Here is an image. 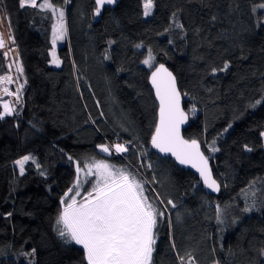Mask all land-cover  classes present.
I'll list each match as a JSON object with an SVG mask.
<instances>
[{
  "label": "trees",
  "instance_id": "trees-1",
  "mask_svg": "<svg viewBox=\"0 0 264 264\" xmlns=\"http://www.w3.org/2000/svg\"><path fill=\"white\" fill-rule=\"evenodd\" d=\"M15 1L0 0V9L16 44L27 31L39 39L36 74L48 81L49 99L44 106L27 77L17 111L0 120V264H85L83 249L58 236L56 220L75 184L77 164L92 159L137 171L148 196L166 209L154 230L153 264H180L178 256L187 261L189 253L194 264H217L206 240L185 247L179 242L198 223L213 225L226 264H264V102L255 104L264 97V0H154L147 17L143 0H117L99 16L95 0H50L65 12L59 67L51 55L56 18L39 7L14 10ZM3 53L0 76L10 71ZM149 54L151 67L143 63ZM226 62L229 68L219 71ZM161 63L177 75L191 115L185 135L202 142L222 184L220 195L151 147L159 104L150 76ZM48 129L60 144L41 143ZM20 142L34 157L23 174L15 163ZM116 143L128 151L113 148L108 155L98 148ZM94 180L84 182L81 174L78 201ZM37 199L45 229L30 235L28 228L38 222L31 208Z\"/></svg>",
  "mask_w": 264,
  "mask_h": 264
},
{
  "label": "snow or ice",
  "instance_id": "snow-or-ice-1",
  "mask_svg": "<svg viewBox=\"0 0 264 264\" xmlns=\"http://www.w3.org/2000/svg\"><path fill=\"white\" fill-rule=\"evenodd\" d=\"M115 3L116 0H95L94 14L99 16L105 5ZM19 5L21 8L39 7L40 10L50 11L51 15L56 18V23L52 28L53 51L51 55L52 63L59 67L61 62L56 56L55 48L57 41L63 40L66 35L64 10L54 6L50 0H42L39 4L38 0H19ZM153 7L154 0H143V15L150 16ZM259 8L264 9V4H260ZM253 11H256V8ZM8 41L15 43L10 30L0 34V50L7 49L3 53L5 57L9 51H12L8 46ZM152 59L153 57L149 54L148 59H145L143 63L151 67ZM16 67L17 71L22 74V66L17 64ZM228 68L229 64L226 62L219 71H226ZM216 71L217 69H212L213 74ZM12 80L13 77L10 75L0 77V83H9ZM151 83L159 100V119L151 136L152 147L161 153H170L181 165H190L196 169L204 185L213 192H219L220 185L212 176L209 157L201 151L200 142L197 139H184L181 135V125L186 122L187 116L181 108V93L177 89L176 78L161 64L152 72ZM22 87L23 85L15 93L3 88V93L9 96L15 95L18 103ZM262 102H264V97L257 100L255 104ZM2 107L0 120L17 111L15 107L10 106V103H4ZM193 111H195L194 108ZM260 135L264 137V132ZM214 143L215 141L213 145ZM244 147L246 151H252L251 147L247 145ZM98 148L100 152L108 155H112L113 148L116 153L128 151L127 146L120 143L111 147L101 144ZM211 151L216 152L219 149L212 147ZM32 159L31 156L26 155L15 162L21 174L24 173V165ZM69 159L71 160L72 157L70 156ZM33 162L35 163L34 160ZM81 174L84 176V182H88L90 177H95V180L91 191H88L83 199L78 201L76 197L80 196ZM145 183L138 179L136 174L126 169L115 168L104 160L92 159L83 167L78 163L75 184L61 200L64 207L56 220L58 236L63 243H74L83 249L85 264H153V253L157 242L154 230L157 228L158 218L164 217L166 209H159L153 198L146 195ZM167 203L173 208L176 207L172 200H168ZM243 210L250 212L252 208L245 207ZM220 211L217 207V221L222 223ZM172 248L175 249V244ZM29 255L34 256L35 249ZM187 255L189 256L187 261L184 256H178L180 264H194L190 258L191 254ZM30 264H32L31 261Z\"/></svg>",
  "mask_w": 264,
  "mask_h": 264
},
{
  "label": "rangeland",
  "instance_id": "rangeland-1",
  "mask_svg": "<svg viewBox=\"0 0 264 264\" xmlns=\"http://www.w3.org/2000/svg\"><path fill=\"white\" fill-rule=\"evenodd\" d=\"M12 9L14 10L20 9L19 0L15 1L14 5L12 6ZM64 24L66 28V35H65L66 37L67 27H66L65 18H64ZM9 30L12 33L11 27L9 29V22L7 20V16L0 9V34L7 33ZM65 37L63 40H58L56 43L55 52L59 60H60L59 54H58L59 46L64 42ZM38 42H39V39L36 38L29 31L25 32L23 37L20 39V45L16 44V42L13 44L11 41H8V46L10 49H12V51L8 52V59L10 62V71L8 73L1 75L0 77L10 75L13 77V80L12 82H9V83H0V105L1 107L4 103H10V106L18 109L19 103L22 97L21 96L22 89H20V101L17 103L16 96L15 95L9 96V95L4 94L3 88H7L9 92L15 93L21 85L23 86L25 85L27 77H30L31 83H33V85L35 86L39 99L42 101V104L44 106L47 104L48 99H49V83L45 78H39L36 74V71L39 67V61H38V58L35 52V45ZM6 50L7 49H4L2 51L4 52ZM17 64L22 66L23 68L22 74L17 71V67H16ZM25 69H27V71ZM41 141L46 145L61 143L60 136L56 132L50 129L46 131ZM26 155H29L32 158H34L32 154L26 153L23 144L20 142L16 158L17 160H19V159H22ZM106 162L109 163L108 161ZM132 173L136 174L138 179L144 181L137 171H134ZM146 185L147 184L145 183V187L147 189ZM146 195H148L147 191H146ZM31 208L36 213L38 222L31 225L28 228V233L30 235L32 233L35 234L37 232H41L45 229V224L43 221L44 208L42 205V199H37L36 201H34L31 205ZM203 239L206 240L209 243V245L212 247V249L215 251V254L217 255V258H218V264H226L221 257L219 245H218V241H217V237H216V233H215V229L213 225L198 223L194 225L193 227H191L186 233L181 235L179 237V242L183 247L187 245L194 246L195 244L200 243V241Z\"/></svg>",
  "mask_w": 264,
  "mask_h": 264
},
{
  "label": "water",
  "instance_id": "water-1",
  "mask_svg": "<svg viewBox=\"0 0 264 264\" xmlns=\"http://www.w3.org/2000/svg\"><path fill=\"white\" fill-rule=\"evenodd\" d=\"M161 64H163L172 74H173V76L176 78V86H177V89L179 90V92L181 93V108L183 109V111L186 113V116H187V120H186V122L184 123V124H182L181 125V135L183 136V138L184 139H189V138H187L186 137V135H185V131L188 129V127L190 126V123H191V115L189 114V112L186 110V108H185V95H184V93L182 92V90H181V88H180V85H179V81H178V78H177V75H176V73L170 68V66L168 65V64H166V63H161ZM161 64H159V65H161ZM159 65L157 66V67H159ZM156 67V68H157ZM155 68V69H156ZM154 69V70H155ZM153 70V71H154ZM152 71V72H153ZM152 72H151V74H152ZM150 84H151V87H152V89L154 90V93H155V96H156V92H155V88L152 86V83H151V76H150ZM156 99H157V97H156ZM157 102H158V104H159V100L157 99ZM158 119H159V115H158ZM190 140V139H189ZM199 142H200V145H201V151L205 154V156H207L208 157V155L206 154V152L204 151V147H203V144H202V142L200 141V140H198ZM151 147H152V144H151ZM152 149H153V151L156 153V154H158L159 156H161V157H163V158H172L177 164H178V166L180 167V168H182V169H186V170H190V171H192V172H194L198 177H199V179L202 181V183H203V180L201 179V177H200V175H199V173L196 171V169H194V168H192L190 165H181L176 159H175V157L174 156H172L170 153L169 154H165V153H161V152H159L157 149H155V148H153L152 147ZM209 168L211 169V173H212V176H213V178L217 181V183L220 185V190H219V192H213V191H211V189H208L205 185H204V188L210 193V194H212V195H220L221 193H222V184H221V182L219 181V179L216 177V174H215V171H214V168H213V164H212V161L210 160V158H209ZM204 184V183H203Z\"/></svg>",
  "mask_w": 264,
  "mask_h": 264
},
{
  "label": "crops",
  "instance_id": "crops-1",
  "mask_svg": "<svg viewBox=\"0 0 264 264\" xmlns=\"http://www.w3.org/2000/svg\"><path fill=\"white\" fill-rule=\"evenodd\" d=\"M41 140H42V139H41ZM41 140H40V141H41ZM41 143L44 144L42 141H41ZM44 145H46V144H44Z\"/></svg>",
  "mask_w": 264,
  "mask_h": 264
},
{
  "label": "built area",
  "instance_id": "built-area-1",
  "mask_svg": "<svg viewBox=\"0 0 264 264\" xmlns=\"http://www.w3.org/2000/svg\"><path fill=\"white\" fill-rule=\"evenodd\" d=\"M218 264V263H217Z\"/></svg>",
  "mask_w": 264,
  "mask_h": 264
}]
</instances>
